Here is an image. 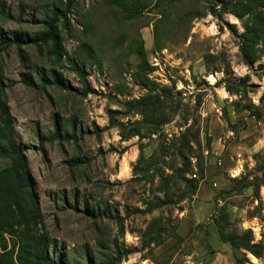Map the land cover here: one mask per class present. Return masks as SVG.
<instances>
[{
    "label": "rangeland",
    "instance_id": "rangeland-1",
    "mask_svg": "<svg viewBox=\"0 0 264 264\" xmlns=\"http://www.w3.org/2000/svg\"><path fill=\"white\" fill-rule=\"evenodd\" d=\"M0 2L6 15L0 16L2 32L25 41L21 58L14 45L0 51L13 135L23 150L44 228L67 259L84 264V250L96 259L99 242L111 247L116 238L133 250L117 264H233L241 251L219 239L211 219L223 209L229 221L224 232L250 228L254 241L264 245V186L259 188L261 203L252 195V187H243L261 177L254 170L253 154H264V55L251 67L242 63L229 25L238 33L242 27L225 5L229 0ZM56 9L60 14L54 47L52 41L41 39L46 31L42 20ZM211 9L217 14L211 15ZM154 33L162 45L159 50L153 45ZM141 44L144 58L137 55ZM82 50L91 89L85 96L74 91L81 85L68 63ZM41 69H55L71 90L50 85L31 88L21 81L23 74L39 85ZM218 80L224 82L214 86ZM224 84L233 92L228 93ZM140 96L153 104L149 110L157 109L152 124L138 127L140 140L133 136L122 141L118 127L109 125L107 111H120L117 121L136 126L134 121L143 116L128 112L124 103ZM55 121L75 136L49 140ZM186 129L191 149L184 153L192 165L187 176L196 179L198 167H203L198 184L205 183L214 194L212 203L191 196L178 205L137 212L156 184V179L152 186L130 180L138 144L144 146L145 156L157 155L160 143L169 144ZM162 158L157 166L166 167L171 157ZM8 164V158L0 157V168ZM165 172L169 171L165 168ZM206 175L219 182L212 177L203 181ZM240 176L243 182L227 191L229 179ZM85 205L111 212L92 219L83 212ZM113 209L122 218L121 233ZM152 218L166 223L180 239L167 236L159 245L143 248L140 235ZM245 255L251 264H264V257Z\"/></svg>",
    "mask_w": 264,
    "mask_h": 264
},
{
    "label": "trees",
    "instance_id": "trees-1",
    "mask_svg": "<svg viewBox=\"0 0 264 264\" xmlns=\"http://www.w3.org/2000/svg\"><path fill=\"white\" fill-rule=\"evenodd\" d=\"M228 5L231 12L240 21L242 31L237 32L234 25H229L230 32L237 39V48L242 63L251 67L253 63L258 61L264 55V0H229ZM211 15L217 13L211 9ZM60 11L54 10L52 15L42 20V24L46 27V31L42 33L41 40H50L54 47H57L58 34L56 27L58 23ZM0 16L4 15L2 3L0 2ZM163 19L159 18V21ZM155 31V30H154ZM22 37L15 34L3 33L0 28V51L6 50L11 46H15L18 55L21 58V45L24 43ZM153 45L156 50L162 48L157 34L154 33ZM86 46V45H83ZM85 50L79 53L77 57L68 60L73 71L78 77L80 90H74L81 96H85L91 92L89 84L86 81L84 63ZM137 55L144 58V49L142 44L137 49ZM207 55L204 57L207 63ZM99 66V64H97ZM38 84L29 76H21V81L31 87L44 88L47 85L55 86L58 89H70L66 86L61 74L55 69L44 71L38 70ZM3 77L0 74V157L8 158L9 164L0 168V264H81L74 260H69L62 254L61 247H57L56 241L46 232L43 224V218L40 210L36 206L32 188L29 182V176L26 170L25 157L21 146L16 143L12 118L9 113V107L4 99ZM148 82V79H146ZM154 84L152 81H150ZM223 80L214 83L217 86ZM116 92L120 91L117 85H114ZM224 89L228 93H232V89L224 84ZM262 96H264V91ZM146 97L140 96L138 99L126 101L124 106L128 112L138 113L141 117L134 121L136 126L127 127L123 121H117L115 115L120 113L118 110H108V118L110 126L118 127V135L122 141L136 136L139 140L142 135L139 126L142 124H152V115L157 110L155 107L150 110L148 107L152 103L146 101ZM246 108V107H245ZM150 118V119H149ZM73 132H68L61 128L57 122H54V130L49 135V140L68 139L74 137ZM190 140L188 138L187 129L179 132L177 136L169 141V144L160 143L158 154H150L145 156L144 146L140 142L138 144V156L131 167V182L145 181L151 186L155 182L152 195L149 199L143 200L145 205L143 209H136L137 212L148 213L154 209L163 206L178 205L183 200L189 201L194 195L198 186V180L203 178V167H198L196 179L188 177L192 169L189 157L184 153L185 149H191ZM170 155L171 161L166 166H157L158 160L162 162V157ZM255 161L254 170L261 173L259 181L244 183L243 187H252V195L260 202L259 188L264 186V154L254 153ZM73 164H76L73 160ZM165 168L169 171L165 172ZM257 179V177H255ZM244 177L230 178V187L227 191H233L235 183H242ZM234 183V185H233ZM246 184V185H245ZM76 209L75 206H73ZM83 212L97 219L105 214L110 215L111 210L107 207L100 209L99 205L88 207L85 205ZM225 210H221L217 217H212L213 224L217 229V235L223 242L228 243L232 249L241 251L240 256L234 255L233 264H251L245 253L250 254L255 259L264 257V245L261 241H254L253 233L250 228L241 230L240 232L231 231L224 232L223 229L229 224L226 219ZM113 218L118 224L119 233L122 232V218L116 209H113ZM172 230V229H171ZM167 236H173L180 239L179 235L172 230L168 231L166 223H160L157 219L152 218L145 226L140 235L141 245L143 248H149L150 245H159ZM133 250L125 247L122 243L118 244L117 239H113L112 246L109 247L103 241L99 242V251L96 259L84 250V264H117L124 260Z\"/></svg>",
    "mask_w": 264,
    "mask_h": 264
},
{
    "label": "crops",
    "instance_id": "crops-1",
    "mask_svg": "<svg viewBox=\"0 0 264 264\" xmlns=\"http://www.w3.org/2000/svg\"><path fill=\"white\" fill-rule=\"evenodd\" d=\"M206 170L207 171H209V172H212V170H209V169H206L205 168V172H206ZM206 173H208V172H206ZM212 176H214V175H206L205 177H204V180L203 181H206L207 180V178H210V177H212ZM212 181L213 182H216V181H218V178H215V177H212ZM219 182V181H218ZM203 184H205V183H203V182H200L199 184H198V186H197V188H196V191L194 192V200L195 201H198L199 199L201 200V201H204V202H208L209 204H211L212 203V197L214 196V194L212 195L211 193H209V191H207L206 190V188L203 186ZM214 184V186H216V184L215 183H213ZM226 184L227 183H225V181H224V183H223V186L222 185H219V187L221 188V189H224L225 188V186H226ZM211 202V203H210ZM212 206V205H211ZM206 208L209 210L210 209V206H206ZM182 218H180V229H182ZM178 228H179V226H178Z\"/></svg>",
    "mask_w": 264,
    "mask_h": 264
},
{
    "label": "built area",
    "instance_id": "built-area-1",
    "mask_svg": "<svg viewBox=\"0 0 264 264\" xmlns=\"http://www.w3.org/2000/svg\"><path fill=\"white\" fill-rule=\"evenodd\" d=\"M214 185V184H213Z\"/></svg>",
    "mask_w": 264,
    "mask_h": 264
}]
</instances>
